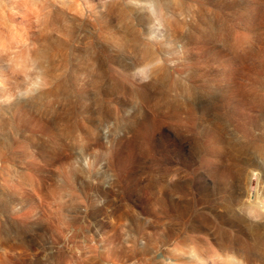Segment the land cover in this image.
Here are the masks:
<instances>
[{"label":"rangeland","instance_id":"374dc122","mask_svg":"<svg viewBox=\"0 0 264 264\" xmlns=\"http://www.w3.org/2000/svg\"><path fill=\"white\" fill-rule=\"evenodd\" d=\"M90 2L0 4L4 44L22 34L53 82L8 100L0 57V264H214L213 246L264 264V221L240 210L264 196V0H154L159 30Z\"/></svg>","mask_w":264,"mask_h":264},{"label":"clouds","instance_id":"9594fccd","mask_svg":"<svg viewBox=\"0 0 264 264\" xmlns=\"http://www.w3.org/2000/svg\"><path fill=\"white\" fill-rule=\"evenodd\" d=\"M17 2L23 3L27 8L29 4L35 3L36 0H17ZM44 2H47V0H44ZM51 2L69 9L74 15H79L81 18H84L94 7L90 0H51ZM108 2L109 0H99V3L103 6L101 9L102 11L106 10ZM128 2L136 3L147 8L148 12L153 17V24L150 27L158 30L164 28V9L161 6L158 11L154 0H128ZM2 3L3 0H0V4ZM183 18L184 17L181 16V19ZM12 27L15 28L16 26L12 25ZM4 28V21L0 20V57H7L6 63L10 68V77L12 78L11 84L14 86V95H9L6 99L12 100L16 97L28 99L36 96L40 92L50 90L53 87L51 77L46 76L44 70L37 69L35 62L31 59L30 53L26 55L20 54L21 44L27 46L29 43L27 38H23L21 34V41L17 43L14 48L9 50L4 44ZM146 39L155 40L157 37L155 33H153ZM162 64V58L152 62H146L134 70L133 76L139 77L141 83L147 82L152 78L150 74L151 69ZM9 84V79L0 75V89H8ZM259 175V171L254 170V177L258 178ZM240 210L246 212L248 217L253 221H264V196L258 195L254 200L251 194H249V196L245 198L244 206L241 207ZM213 251L216 253V256L212 258L214 264L217 259L219 260V264H248V261L244 257L238 256L235 252L222 254L215 246H213ZM200 264H207V262L201 260Z\"/></svg>","mask_w":264,"mask_h":264}]
</instances>
